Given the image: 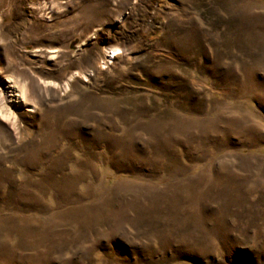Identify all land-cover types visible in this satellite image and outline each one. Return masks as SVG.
<instances>
[{
  "label": "rangeland",
  "instance_id": "374dc122",
  "mask_svg": "<svg viewBox=\"0 0 264 264\" xmlns=\"http://www.w3.org/2000/svg\"><path fill=\"white\" fill-rule=\"evenodd\" d=\"M0 264H264V0H0Z\"/></svg>",
  "mask_w": 264,
  "mask_h": 264
},
{
  "label": "bare ground",
  "instance_id": "6f19581e",
  "mask_svg": "<svg viewBox=\"0 0 264 264\" xmlns=\"http://www.w3.org/2000/svg\"><path fill=\"white\" fill-rule=\"evenodd\" d=\"M118 53H119V49H118V48H110V49L108 50L107 58H108V59H112V58H114ZM19 96L21 97V94H20Z\"/></svg>",
  "mask_w": 264,
  "mask_h": 264
}]
</instances>
